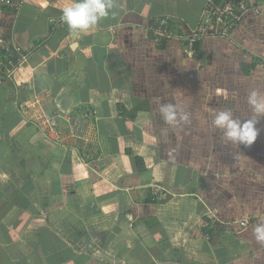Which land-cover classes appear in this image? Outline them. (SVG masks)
I'll return each mask as SVG.
<instances>
[{"label":"crops","instance_id":"0c3cea01","mask_svg":"<svg viewBox=\"0 0 264 264\" xmlns=\"http://www.w3.org/2000/svg\"><path fill=\"white\" fill-rule=\"evenodd\" d=\"M72 2L0 14L27 57L0 84V264H264V116L247 103L264 92V11L189 57L206 0H113L79 36L61 20ZM162 17L178 37L152 36ZM35 93L84 140H48L19 106ZM168 103L189 120L167 124ZM225 109L259 119L253 144L224 140Z\"/></svg>","mask_w":264,"mask_h":264},{"label":"built area","instance_id":"2783aa9c","mask_svg":"<svg viewBox=\"0 0 264 264\" xmlns=\"http://www.w3.org/2000/svg\"><path fill=\"white\" fill-rule=\"evenodd\" d=\"M20 0H0V14L8 10H17ZM251 11L260 14L264 11V0H206L202 15L206 21L201 23L185 39L184 53L191 57L197 40L204 37H229L238 27L245 14ZM149 31L157 41L171 40L178 34L171 30L169 19L162 17L149 26ZM26 52L17 44L6 42L0 33V84L11 77L16 69L26 61ZM20 109L25 111L31 122L39 128L46 138L54 143H63L67 139L75 142L84 140L81 124L73 119L68 128L57 122V114L47 108L38 94L21 101ZM81 145V143H79ZM86 149L85 143L81 145Z\"/></svg>","mask_w":264,"mask_h":264},{"label":"clouds","instance_id":"9594fccd","mask_svg":"<svg viewBox=\"0 0 264 264\" xmlns=\"http://www.w3.org/2000/svg\"><path fill=\"white\" fill-rule=\"evenodd\" d=\"M113 8V0H73L69 6L63 8L61 20L74 36H79L80 33L94 29L100 21L110 15ZM247 103L255 117L264 116V92L253 89L247 95ZM160 113L169 125L189 120L187 113L181 112L171 103L162 104ZM258 122L257 118H237L231 109L218 111L212 120V124L222 131L224 140L237 146H250L256 141L259 134L256 127ZM253 234L257 243L264 244V224L257 225Z\"/></svg>","mask_w":264,"mask_h":264},{"label":"trees","instance_id":"16d2710c","mask_svg":"<svg viewBox=\"0 0 264 264\" xmlns=\"http://www.w3.org/2000/svg\"><path fill=\"white\" fill-rule=\"evenodd\" d=\"M240 25H241V24H239L238 27H239ZM238 27H237V28H238ZM237 28H235V29H237ZM252 65H253V64H252ZM252 65H251V66H252Z\"/></svg>","mask_w":264,"mask_h":264}]
</instances>
